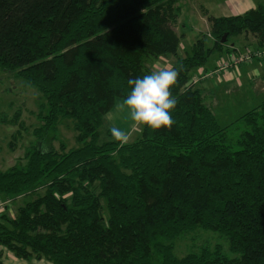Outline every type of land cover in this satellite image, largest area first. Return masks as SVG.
<instances>
[{
	"label": "trees",
	"instance_id": "16d2710c",
	"mask_svg": "<svg viewBox=\"0 0 264 264\" xmlns=\"http://www.w3.org/2000/svg\"><path fill=\"white\" fill-rule=\"evenodd\" d=\"M183 1L0 0V70L44 99L24 163L0 170V198L22 200L14 218L0 213V244L16 258L264 264V101L221 126L192 84V71L211 54L231 51L230 37L250 33L264 49V5L209 16L212 47L201 34L181 57L175 27ZM161 57L174 58L178 72L173 123L140 124L134 140L101 143L104 118L127 94V80L151 73ZM21 117L8 122L19 125L11 149L21 142ZM65 122L77 146L45 144ZM234 129L243 130L237 139ZM198 231L223 237L235 257L221 245L178 257L177 241Z\"/></svg>",
	"mask_w": 264,
	"mask_h": 264
},
{
	"label": "rangeland",
	"instance_id": "374dc122",
	"mask_svg": "<svg viewBox=\"0 0 264 264\" xmlns=\"http://www.w3.org/2000/svg\"><path fill=\"white\" fill-rule=\"evenodd\" d=\"M231 3L232 0H187L181 2L180 5L182 10L178 16V26L175 27L178 28V31L176 30L177 34L180 32L182 34L179 47H185L188 50V53H190L193 42L201 34L205 35L206 46L212 47L213 38L210 34V21L208 17L223 16L227 15V13H234L232 10L233 7L229 6ZM242 9L245 11L247 10V7L243 6ZM203 10L207 11L208 14L206 13V15H204ZM235 11L239 12V10L236 9ZM227 46L231 47L232 52L246 53L251 50L253 51L254 49L247 44L245 34L230 37ZM260 53L263 54L262 52ZM220 60L229 61V53L211 54L207 64L195 69L192 71V74L197 73V71H200L201 69L210 70L214 63ZM252 61H250L251 63L247 62L235 67L233 72L235 73V76L240 79L238 88L233 87L232 89L227 90L224 86L225 84L214 82L215 79L220 80V74L223 72L216 73L213 77L208 78L210 80L207 82L209 86L206 92L208 95L205 97V101L211 106L216 119L221 126L230 125L240 116L259 106L264 101V89L258 88L259 84L264 86V82L248 81L244 77L245 72H247L248 69L255 66V64L264 62L259 60ZM157 67V69L160 68L159 65ZM261 71L264 72V65H262ZM197 75L198 73L194 76ZM200 84L197 85L196 88L199 89L202 87ZM121 101V99H118L114 109L105 117L104 124L100 129L101 143L111 140L109 128L112 126H118L126 130L128 133V141L134 140L139 134L141 128L140 124L132 122L128 118L126 110L120 107ZM42 104H44V99L35 89L26 84L25 81L17 79L14 74L0 70V170L8 169L17 164V162L24 163L26 150L30 145L35 144L33 130L39 125L37 113L40 112L38 109ZM18 112H21L22 117L19 118L17 122L19 124L22 123L25 128L21 129V142L18 143V147L11 149V147H9V142L11 141L14 131L16 132L18 130L19 125L18 127H14L8 122L15 118ZM4 120H7V122H3ZM242 131L243 130L241 129L232 130L230 132L231 138L237 139ZM53 136L54 134H50V136L45 137V144L49 147L59 148L60 141L65 142L68 146L67 148L77 146L74 139L75 133L70 122L63 123L59 127L58 134L55 137ZM54 139H56L55 142H53ZM20 199L21 198H17L14 202L12 201L11 203H8V208L4 210L0 209V211L7 214L10 218H14L18 207L22 205V200ZM176 245L175 254L178 257L196 251L203 245H221L228 257H235L230 253L227 241L213 232H195L191 235L180 238ZM10 254L11 252L0 244V264H53L45 259H18V261H13L11 260L13 258Z\"/></svg>",
	"mask_w": 264,
	"mask_h": 264
},
{
	"label": "clouds",
	"instance_id": "9594fccd",
	"mask_svg": "<svg viewBox=\"0 0 264 264\" xmlns=\"http://www.w3.org/2000/svg\"><path fill=\"white\" fill-rule=\"evenodd\" d=\"M177 75L176 69H162L128 79V91L120 107L126 110L132 122L152 129L170 126L173 123L172 110L177 104L170 89ZM109 133L116 141H128L127 131L118 126L110 127Z\"/></svg>",
	"mask_w": 264,
	"mask_h": 264
},
{
	"label": "crops",
	"instance_id": "0c3cea01",
	"mask_svg": "<svg viewBox=\"0 0 264 264\" xmlns=\"http://www.w3.org/2000/svg\"><path fill=\"white\" fill-rule=\"evenodd\" d=\"M259 5H264V0H232V3L229 6L233 7L232 10H233L234 13H227V15H223V16H213V17H230V16H234V15H240V14H243V13L249 11L250 9L256 8ZM243 6H246L247 7V10L244 11L242 9ZM235 9L236 10H239V12H236ZM203 12H204V15H206V13L208 14L207 11H204L203 10ZM176 26H178V24ZM175 29L178 31V28H175ZM179 35L182 38L181 32L179 33ZM245 38H246L247 44H249L252 47V49L254 48L253 51L251 50L252 52H257L258 51V52H262L263 53L261 57H257L254 60L264 61V49L261 48V47H259L257 38L255 36H252V35L250 36V34H247V35L245 34ZM187 53H188V50L185 47L182 46V47L179 48V56L185 57ZM227 53H229V61H230L233 58L234 55H236L237 53H242V52H232V51H230V52H227ZM174 62H175V59L174 58L161 57L158 61H156L153 64L152 72H154V70L155 71H159V70H162V69H173ZM223 62H226V61L220 60V61L214 63L213 67L210 68V70L211 69H214L220 63H223ZM158 65L160 66L159 69H157L158 68L157 67ZM262 65H264V62L263 63L255 64V66H253L252 68L248 69L247 72H245V76L244 77L248 81L260 82V83L264 82V72L261 71ZM234 69H235V67L232 68V69H230V70H228V71H225V72L221 73L220 74L221 75L220 76V80L215 79L214 82L215 83L225 84L224 86H225V88L227 90H230L233 87L238 88V86L240 84V79H238V77L235 76V73L233 72ZM210 70L201 69L200 71L207 72V71H210ZM200 71H197V73H199ZM197 73H195V74H197ZM195 74H192V77ZM209 80L210 79L204 80V81H202V83L200 82L201 84L199 83L200 85H202V87H200L199 89L202 90L203 95L205 97L208 95V93H206V92L208 90V86L209 85L207 84V82ZM258 88L264 89V86H262L261 84H259L258 85ZM104 121H105V118H104ZM10 255L13 258L11 260L18 261V258H16L12 253Z\"/></svg>",
	"mask_w": 264,
	"mask_h": 264
},
{
	"label": "built area",
	"instance_id": "2783aa9c",
	"mask_svg": "<svg viewBox=\"0 0 264 264\" xmlns=\"http://www.w3.org/2000/svg\"><path fill=\"white\" fill-rule=\"evenodd\" d=\"M262 54L260 52H246V53H237L236 55L233 56V58L230 61H226L223 63H220L217 67L214 69H211L210 71L207 72H202L200 71L197 76H194L192 78V84L198 85L200 82L213 77L216 73H221L228 71L236 66H239L241 64H245L247 62L252 61L254 58L261 57ZM13 200L10 198L6 199H1L0 198V209L4 210L8 208V203H11ZM0 213H2L0 211Z\"/></svg>",
	"mask_w": 264,
	"mask_h": 264
},
{
	"label": "water",
	"instance_id": "95a60500",
	"mask_svg": "<svg viewBox=\"0 0 264 264\" xmlns=\"http://www.w3.org/2000/svg\"><path fill=\"white\" fill-rule=\"evenodd\" d=\"M226 39H227V36L225 35L222 39V42L225 43L226 42Z\"/></svg>",
	"mask_w": 264,
	"mask_h": 264
}]
</instances>
